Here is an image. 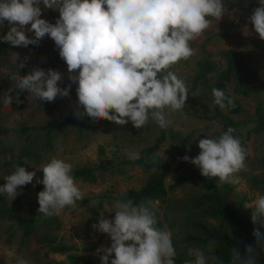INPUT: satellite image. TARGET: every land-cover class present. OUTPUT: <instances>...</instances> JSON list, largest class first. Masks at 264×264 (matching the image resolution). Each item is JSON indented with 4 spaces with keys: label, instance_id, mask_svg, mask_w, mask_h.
Segmentation results:
<instances>
[{
    "label": "clouds",
    "instance_id": "1",
    "mask_svg": "<svg viewBox=\"0 0 264 264\" xmlns=\"http://www.w3.org/2000/svg\"><path fill=\"white\" fill-rule=\"evenodd\" d=\"M41 4L58 9L55 23L42 18ZM224 13L223 0H0V28L5 22L10 26L0 41L27 47L38 45L46 35L50 37L67 66L69 81L76 84V106L84 110L76 113L78 118L86 115L95 122L103 118L121 126L131 121L139 129L151 116L163 129L170 124V113L166 114L165 109L181 110L189 94L186 83L169 69L195 54L190 42ZM248 19L264 40V0H259ZM26 27L33 37L25 34ZM18 67H25V62ZM17 74L18 78H12L16 89L27 90L34 100L53 102L57 96L69 95L71 83L60 87L62 74L57 70L33 68L26 75ZM212 95L221 109L235 106L220 88L213 87ZM12 100L9 94L3 98L8 106ZM16 102L20 103L18 97ZM233 132L228 127L217 138L199 139V154L190 162L201 175L218 178L221 183H239L236 174L245 169L247 152ZM129 158L139 159V154ZM39 169L43 178L38 182L44 186L37 197L39 214L59 215L84 198L72 175L71 163L53 157ZM34 176V171L17 166L4 178L0 195L14 199L17 189L31 183ZM251 207L255 223L264 217V195ZM107 211L114 212V218L101 214L93 225L111 239L110 247L103 249L101 264H109L113 254L110 264H174L176 251L171 233L156 226V214L147 203L134 205L131 200L117 199ZM253 235L259 243V229H254ZM245 249L241 254L232 247L231 264H257L256 248L245 245ZM189 255L194 259L185 264H207L203 251L189 250ZM9 257L15 259V264H29L11 252Z\"/></svg>",
    "mask_w": 264,
    "mask_h": 264
},
{
    "label": "trees",
    "instance_id": "2",
    "mask_svg": "<svg viewBox=\"0 0 264 264\" xmlns=\"http://www.w3.org/2000/svg\"><path fill=\"white\" fill-rule=\"evenodd\" d=\"M248 1L253 9L259 6L258 0ZM58 17L59 11L51 13L46 20L55 23ZM0 47L19 53L26 51L23 47L5 42H2ZM61 62L64 61L59 54L43 58L31 56L25 62V67L19 68V64L12 66L11 74L18 77V72L23 76L33 68L47 72L49 68L55 70ZM169 71H172V68ZM256 80L255 70L245 57L235 50L229 48L222 51L219 63L212 60L204 49L203 55L196 61V71L190 79L189 94L181 110L188 113L189 103L199 108L209 104L212 109L209 119L212 122L206 128L219 137L228 127H232L234 129L232 135L240 139L247 152L246 142L250 134L264 132V103L255 106V119L250 123L251 126H246V122L236 118L244 111L239 97L250 96L255 91L253 84ZM213 87L222 89L226 96L233 99L235 106L221 109L216 105L212 95ZM259 90L264 92V79ZM11 92L14 100L17 97L19 99L21 90L14 86ZM191 93L195 95L190 96ZM19 101L18 106L25 109V103L21 99ZM40 102L45 103L41 100ZM156 126L158 133L152 143L139 150V159H130V156L122 153L120 149L141 139L144 129L148 130L150 127L149 121L137 129L133 127L131 121L121 126L107 119L100 118L95 122L86 115L78 118L76 114L67 112L42 124H0V161L2 166L11 167L12 172L17 166H24L26 170L29 164L42 167L45 154L54 149L55 140L59 136L66 135L69 130L82 135L88 129L93 131L103 129L110 134L111 141L116 147L112 151L114 164L119 167L133 165L145 174V179L139 187L128 188L120 194L99 195L96 202L89 207L90 217L98 216L106 202L114 204L117 199L131 200L134 205L147 203L156 214V226L171 233L176 251L174 264H185L186 261L193 260L194 256L189 255V250L196 249L203 251L212 264H231L232 247L245 254V245H253L256 248L257 264H264V226L260 227L257 222L253 223L252 216L247 213L244 206V200L234 193L233 185L219 183L218 178H207L201 174L177 176L173 182L168 183L177 159L193 146L196 132L184 133L170 126L162 129L157 123ZM14 139L18 142L13 149H8L7 146ZM167 140L172 142L173 150L164 156L158 155L157 152ZM97 151L99 155L105 153L102 145L98 146ZM8 152L10 154H7ZM262 163L264 168V157ZM114 164L101 162L98 166H78L73 168L72 175L75 181L92 182L96 179L98 171H107ZM188 164L189 162L185 160L179 163L180 166ZM42 178L43 172L40 178H33L31 183L19 187L18 195L12 200L7 195H0V221L7 224L3 229L4 244L8 247L13 244L16 253L28 252L35 257L41 251L42 257L48 259L50 254L65 255L64 260L49 259V264L91 263L77 252V246L68 243L60 235L62 222L58 215L45 217L39 214L37 197L44 186L38 181ZM188 181H195L199 185L198 190L177 204L174 203L171 200L172 191ZM258 183L264 185V175L258 176L254 184ZM90 200L91 198L85 197L77 201L74 208L84 206ZM69 208L72 207L65 209ZM174 209L179 211L180 219L177 211L172 214L171 210ZM111 217L114 218V212ZM254 229H259L261 233L262 239L259 243L253 235Z\"/></svg>",
    "mask_w": 264,
    "mask_h": 264
},
{
    "label": "rangeland",
    "instance_id": "3",
    "mask_svg": "<svg viewBox=\"0 0 264 264\" xmlns=\"http://www.w3.org/2000/svg\"><path fill=\"white\" fill-rule=\"evenodd\" d=\"M259 2V0H258ZM225 5V13L219 21L212 19V26L208 28L200 37L190 42V46L194 49L195 54L187 60H180L172 67V71L181 78L187 85L188 90L191 87V77L196 71V61L203 55L204 49L210 58L215 62H221V52L225 49H233L249 62L250 66L257 74V80L253 87L255 91L248 97H239L243 103L244 111L236 118L246 122V126L254 119V109L258 103H264V92L260 91V85L264 79V40H261L258 34L255 33L248 17L252 14L253 8L248 0H223ZM42 17L47 19L51 13H56L58 9L45 8L42 4ZM9 25L5 22L0 28V36H3L8 30ZM25 34L30 38L34 33L25 29ZM250 41V42H247ZM4 41H0V44ZM11 45L8 42H5ZM25 52H16L11 49L0 47V124H39L45 123L48 120L57 118L62 113L77 112L83 113V108H77L76 84L71 83L68 79V71L65 62H61L55 70L62 74V80L59 81L60 87H66L71 83L69 95L66 97L57 96L53 102L45 101L41 104L39 99H32L31 94L27 90L20 92L19 99L25 103V109L20 108L16 100H12L8 106L3 102L6 94L12 95L11 90L15 86V81L12 78L11 67L19 64L21 61H28L31 56L38 58L49 57L59 54V49L54 41L47 35L38 42V45L20 46ZM75 74V73H74ZM17 77V76H16ZM18 78V77H17ZM191 93L190 96H194ZM165 113L169 114V126L180 130L184 133L196 132V140L192 147L188 148L182 157H179L174 164L169 175L168 183L175 180L177 176H188L191 174H201L199 168L190 162L191 158L199 154L198 141L202 138H217L215 134L210 133L206 128L212 121L209 116L212 114V109L209 104L206 107H195L189 103L188 113L178 110L172 112L170 109H165ZM151 117V116H150ZM149 129H144L143 137L135 143L123 146L120 150L127 156L133 153H138L140 149L152 143L158 133V128L155 121L149 120ZM207 129V130H206ZM18 142L17 139L10 141L7 148L13 149ZM104 147L105 153L99 155L98 146ZM114 142L111 141L110 134L103 129L93 131L88 129L79 135L74 130H69L66 135L59 136L54 143V149L45 154L44 164L49 162L51 158L56 157L63 159L65 162L71 163L73 168L83 165L98 166L103 164H114L112 151L115 149ZM247 153L249 154L245 160V169L236 174L239 183L231 184L234 186V193L244 200V206L248 214L252 216L253 208L257 198L264 195V185L258 183L255 185V180L264 175L262 158L264 157V132L251 133L246 142ZM173 150L171 141H165L158 155L164 156ZM7 154H10L8 152ZM184 156H188L189 164L180 166L179 163ZM40 167L29 164L27 170L34 171V179L40 178L42 170ZM12 173L11 167L2 166L0 161V185L5 183V177ZM145 179V174L142 173L133 165L119 167L114 164L107 171H98L96 179L92 182H82L76 180L77 186L83 193L84 198H91L89 203L76 208L64 209L58 217L62 222L60 235L65 241L74 244L78 248V253L88 262L86 264H101L100 257L104 254L103 249L110 247L111 239L106 233H101L93 225L98 223L103 214L104 218L112 219L113 212L107 210L112 209L114 204L106 202L103 210L98 216L92 218L89 214V207L96 202L99 195L107 194L108 196L117 195L128 188L139 187ZM219 183H221L219 181ZM199 185L195 181H188L182 186L176 188L171 193V200L177 204L188 198L193 192L197 191ZM177 209L171 210L174 214ZM179 214V211H177ZM176 218V217H175ZM180 219V214L178 215ZM260 227L264 226V217L257 220ZM7 224L0 221V264H15V259L9 257V253H13L14 257H22L29 264H49V259L64 260L65 255L50 254L49 259L42 257V252L37 257L30 255L28 252H15L13 244H4L3 229ZM169 231V230H168ZM170 232V231H169ZM18 235H16V238ZM114 254L109 257V264ZM207 264H212L211 260H207Z\"/></svg>",
    "mask_w": 264,
    "mask_h": 264
}]
</instances>
